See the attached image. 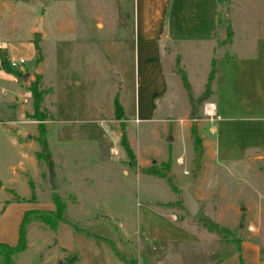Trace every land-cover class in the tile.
Segmentation results:
<instances>
[{"label":"rangeland","instance_id":"374dc122","mask_svg":"<svg viewBox=\"0 0 264 264\" xmlns=\"http://www.w3.org/2000/svg\"><path fill=\"white\" fill-rule=\"evenodd\" d=\"M132 1L0 0V243L16 244L25 211L52 210L53 196H59L66 205L64 219L53 229L30 215L28 247L14 257L13 264H58L61 259L68 263L73 257V264H242V240L257 241L264 259V135L256 134L252 128L256 122L251 120L230 126L209 116L214 79L206 86L213 60L255 54L256 41L264 36V0H218L216 37H210L206 0L197 1L193 28L205 37L176 45L181 60L173 51L170 68L177 73L184 69L186 89L195 99H206L198 106V117L191 119L189 94L185 90L180 94L170 77L165 113H182L186 101L178 127L176 116L155 126L133 122L131 130L121 118L101 126L103 133L94 131L89 122L57 123L59 136L46 135L45 150L38 122L24 116L25 108L32 112V97L15 99L10 106L16 80L22 89L27 87L21 79L26 72L21 70L37 75L35 48L25 38L36 37L35 27L44 16L48 32L52 29L43 47L40 44L44 68L38 74L45 91L41 108L46 121L52 119L50 85H55L60 108L73 100L78 89L84 104H92L90 93L96 97L94 103L102 104L99 117L114 115L119 95L130 111ZM70 17L76 22V34L56 26H66ZM97 21L103 26L98 27ZM37 33L40 36L42 30ZM85 42L91 46L85 48ZM162 56L167 62L165 42ZM2 58H22L25 63L22 69L10 71L1 67ZM75 79L80 84L77 89ZM66 109L58 114L63 116ZM55 125L45 122L46 134ZM197 138L201 157L190 191L200 210L192 216L183 209L181 192L172 183L190 180L199 150ZM253 144L259 146L249 148ZM111 146L118 150L114 155ZM47 154L57 188L50 183ZM0 264H4L1 259Z\"/></svg>","mask_w":264,"mask_h":264},{"label":"crops","instance_id":"0c3cea01","mask_svg":"<svg viewBox=\"0 0 264 264\" xmlns=\"http://www.w3.org/2000/svg\"><path fill=\"white\" fill-rule=\"evenodd\" d=\"M198 0H133L132 1V13L128 20L129 27L132 33V45L130 50L131 63L133 67V87L131 90L133 94L130 95V111L126 108L123 102V96L119 95V104L123 110L124 121L128 123L127 130H131V123L153 125L159 122H168L172 119L169 117L176 116L178 122L181 121V116L186 109V101L184 100L183 112L180 114H166L165 97L170 88L169 79H174L175 88L181 94L184 90L188 93L186 86H184L181 73H177L170 68V60L174 53L181 56V50L176 45L183 44L190 39H204V33H200L196 28H193V19L195 13L198 10ZM205 1V0H204ZM208 18L211 21L212 34L210 37H216L218 28V15L217 6L218 0H206ZM193 4V5H192ZM204 14V8L201 10V15ZM42 33L39 37L40 44L43 47V43L47 40L49 35H52L51 28L48 32V22L45 17H39ZM124 17L120 18V24L124 26ZM38 22V23H39ZM97 26H103L102 22L97 21ZM63 25V26H62ZM60 26V30L65 28L69 34H76L77 27L76 22L70 17L69 22L65 26L64 23L56 24ZM122 26V27H123ZM37 27V26H36ZM35 27V28H36ZM121 27V25H120ZM26 42L33 43V38L26 37ZM121 41V39H118ZM166 43L168 46L169 57L167 62L164 56H162V43ZM87 44L91 46V43L85 42L84 47ZM34 45V43H33ZM75 46V45H74ZM173 46V47H172ZM122 47V45L118 46ZM176 47V48H175ZM256 52L252 56L243 55H224L218 57L215 62V77H214V90L210 95L208 103L213 109V114L209 116H216L217 121L224 122V125H230L235 122L250 121L256 122L252 127L256 130L258 135H264V36L258 38L255 44ZM35 48V46H34ZM72 46L70 47V51ZM7 52L4 55L7 58ZM33 58L36 59L37 51L32 53ZM21 60H23L21 58ZM37 64V61L35 60ZM44 59L42 61L41 69L43 73ZM212 63V62H211ZM183 69V68H182ZM186 76L185 70H182ZM27 71L21 70V74ZM171 74V75H170ZM180 74V75H179ZM25 74H22V78ZM36 75V73H35ZM26 80H22L24 85L34 80V73L28 74ZM43 81V78H42ZM44 82V81H43ZM42 82V83H43ZM188 82V80H187ZM49 84V82H44ZM55 84V83H54ZM189 84V83H188ZM75 88L79 86L78 80H74ZM52 87L53 99L52 104V119L46 121L47 125L51 122L56 124L52 126L51 131L47 128V136L49 138H58L57 123L71 124V123H93L96 128L94 131L103 133L101 126L105 124L119 121L114 115H110L109 119L105 117H99L104 107L101 103H94L96 101L95 95L90 93L89 104H84L83 97L79 90L74 93L73 100H70L68 105L60 108L57 99V92L55 91V85ZM16 90L14 91L15 98L9 100L10 106L13 101L18 98L28 99L31 96L30 91L22 89L21 84H18L16 80ZM183 89V90H182ZM58 90V89H57ZM190 98V97H189ZM206 104V105H207ZM93 105V106H92ZM46 106V105H45ZM24 106H19L18 109L22 110ZM67 108V109H66ZM25 108L24 116L30 111ZM63 116L58 114V111L65 110ZM129 114V116H128ZM191 114V113H190ZM53 115L55 117H53ZM208 115V114H207ZM55 119V120H54ZM183 120V119H182ZM27 123L30 121L24 120ZM32 122V121H31ZM220 126V125H219ZM232 126V125H230ZM109 127V125H108ZM147 127V126H146ZM222 129V127L220 126ZM92 129V128H91ZM115 131L118 128H114ZM223 130V129H222ZM108 128L105 129V132ZM259 146L253 144L249 148ZM247 147V146H246ZM112 151L118 152L114 146L110 147V153L114 155ZM228 153L232 154V150ZM61 162V161H59ZM63 178L65 176L63 175ZM4 185H2L1 190ZM13 189V188H12ZM51 209V208H50ZM170 215V213L168 214ZM172 215V214H171ZM174 223L175 220L170 218ZM239 252L242 260V264H264V259L260 257V246L257 241L254 240H242L239 242ZM76 257H73L68 264H73ZM74 259V260H73Z\"/></svg>","mask_w":264,"mask_h":264},{"label":"trees","instance_id":"16d2710c","mask_svg":"<svg viewBox=\"0 0 264 264\" xmlns=\"http://www.w3.org/2000/svg\"><path fill=\"white\" fill-rule=\"evenodd\" d=\"M36 37L33 38V43L37 51V63L41 62V55H40V46H39V33H35ZM1 67L3 69H7L12 71V68L9 66L8 61L5 58L1 59ZM182 81L184 86L188 87L189 84L187 82L185 74L181 73ZM215 77V62L214 60L211 63V70L208 75V82L206 84L207 87L210 86L211 81ZM40 76L37 74L35 76V79L32 80L29 85L27 86V90L30 91L31 97H32V112L27 113L25 115L26 119L33 120L38 122V128L40 133V138H43L42 140V148L46 149V127L45 122L47 120L46 113L43 112L41 108V104L44 99V90L41 88L40 84ZM115 116L116 119L124 118L123 110L118 103V100L115 99ZM194 132V130H192ZM122 144L127 149L128 153L131 155V150L127 145V142L125 140V137H122ZM196 149H199L201 147V142L199 138H197V141L195 142ZM173 187L177 189V187L172 183ZM19 201V200H17ZM53 202H54V209L52 210H28L25 211L21 222L19 224V230H18V239L17 243L14 245H9L6 243H0V259L3 260L4 264H13V259L15 256H17L19 253L25 251L28 247V240H27V228L30 224V215H34L36 218L40 219L43 223L49 225L51 228L55 229L58 222L64 219V212L66 210V205L62 201V199L59 196H53ZM216 227V226H215ZM218 228V227H217ZM217 228H214L216 231ZM220 231H222L223 228H219Z\"/></svg>","mask_w":264,"mask_h":264},{"label":"water","instance_id":"95a60500","mask_svg":"<svg viewBox=\"0 0 264 264\" xmlns=\"http://www.w3.org/2000/svg\"><path fill=\"white\" fill-rule=\"evenodd\" d=\"M36 32L41 31V26H40V22L38 23L37 27L35 28ZM225 34L223 36V38H225ZM41 65L42 63H38L37 69L35 70L36 74H40L41 72ZM24 80L28 79V74H25L23 76ZM188 94L190 97V102H191V114H190V118L191 119H196L198 117V106L201 102H203L206 98L202 97V98H198L195 99L192 96L191 91L188 89ZM30 137V136H28ZM167 140H172L171 136H167L166 138ZM45 149V148H44ZM46 150V149H45ZM47 160H48V168H49V179H50V183L51 186L53 188H57L58 187V182L56 180V176H55V170H54V165L52 162L51 157L47 154ZM201 157V149L199 148L198 153H197V157L195 160V164H194V169L191 175L190 180L185 183V184H179L176 181L173 180L174 185L177 187V189L181 192V205L183 207V209L185 211H187L190 215L195 216L199 210H200V204L198 203V201L194 198V196L192 195L191 191H190V185L192 184V182L195 179L196 173H197V168H198V162L200 160ZM245 207H241V210H245ZM58 264H68L64 259H61L59 261Z\"/></svg>","mask_w":264,"mask_h":264},{"label":"built area","instance_id":"2783aa9c","mask_svg":"<svg viewBox=\"0 0 264 264\" xmlns=\"http://www.w3.org/2000/svg\"><path fill=\"white\" fill-rule=\"evenodd\" d=\"M8 63L11 68H21L22 69V65L25 63V61L24 60H19V61L9 60ZM205 109H206V105H205ZM112 152L114 154L117 153L116 151H112Z\"/></svg>","mask_w":264,"mask_h":264},{"label":"bare ground","instance_id":"6f19581e","mask_svg":"<svg viewBox=\"0 0 264 264\" xmlns=\"http://www.w3.org/2000/svg\"><path fill=\"white\" fill-rule=\"evenodd\" d=\"M206 108H207V107H206ZM207 110H208V113H209V110H210V109H208V108L205 109V113H206ZM208 113H206V114H208ZM212 114H213V109H212V113H211V115H212Z\"/></svg>","mask_w":264,"mask_h":264}]
</instances>
